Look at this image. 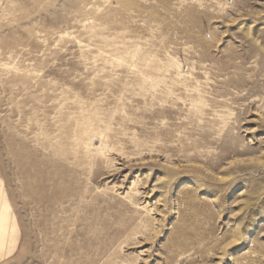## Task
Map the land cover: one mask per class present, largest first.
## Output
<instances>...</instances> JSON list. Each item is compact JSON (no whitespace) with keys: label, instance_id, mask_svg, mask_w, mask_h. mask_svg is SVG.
Listing matches in <instances>:
<instances>
[{"label":"rangeland","instance_id":"obj_1","mask_svg":"<svg viewBox=\"0 0 264 264\" xmlns=\"http://www.w3.org/2000/svg\"><path fill=\"white\" fill-rule=\"evenodd\" d=\"M1 200L0 264H264V0H0Z\"/></svg>","mask_w":264,"mask_h":264},{"label":"crops","instance_id":"obj_2","mask_svg":"<svg viewBox=\"0 0 264 264\" xmlns=\"http://www.w3.org/2000/svg\"><path fill=\"white\" fill-rule=\"evenodd\" d=\"M11 219L3 201H0V257L9 253L12 249L9 246L11 243Z\"/></svg>","mask_w":264,"mask_h":264},{"label":"bare ground","instance_id":"obj_3","mask_svg":"<svg viewBox=\"0 0 264 264\" xmlns=\"http://www.w3.org/2000/svg\"><path fill=\"white\" fill-rule=\"evenodd\" d=\"M130 190H131V189H130ZM133 190H134V189H133ZM245 192H246V191H245ZM243 193H244V191L241 192V194H243ZM250 193H251V192H250ZM128 194H129V193L127 192L126 196H128ZM251 242L253 243L254 240H252ZM241 244H242V246L247 247L248 242H247V241H244V242H242ZM255 244H256V245H252V244H251L250 248L244 250V252H243L244 258H245V259H248V260H247L248 262H253V260H255L256 257L259 255L258 244H257V243H255ZM254 258H255V259H254ZM247 264H248V263H247Z\"/></svg>","mask_w":264,"mask_h":264}]
</instances>
